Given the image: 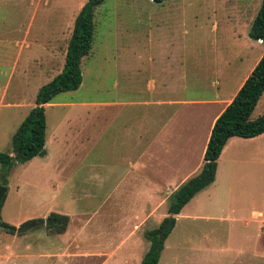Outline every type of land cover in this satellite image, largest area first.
Listing matches in <instances>:
<instances>
[{
  "label": "rangeland",
  "instance_id": "rangeland-1",
  "mask_svg": "<svg viewBox=\"0 0 264 264\" xmlns=\"http://www.w3.org/2000/svg\"><path fill=\"white\" fill-rule=\"evenodd\" d=\"M86 1L0 0V153L12 155L10 138L34 107L38 88L61 71L73 21ZM260 1L105 0L93 9L80 86L43 105L45 156L16 164L5 184L0 180L6 188L0 223L15 230L35 223L19 234L0 227V264H54L56 258L41 255L56 251L59 264H142L150 245L145 235L161 220L147 218L131 230L141 216L133 217L139 186L123 158L143 144V136L137 144L136 124L147 129L150 107L102 104L136 101L133 87L146 98V80L170 64L183 80L174 78L181 88L174 99L207 100L231 90L263 46L247 37ZM135 64L140 74L133 76ZM227 64L236 76L223 75ZM123 70L131 74L125 82ZM262 114L264 93L250 118ZM54 133L58 142L51 140ZM235 148L215 183L184 206L186 217L170 229L157 264H264V134ZM140 175L145 191L152 174L146 166ZM166 209L159 214L170 216ZM52 215L69 217L70 233L83 226L84 233L108 237L60 236L51 228ZM46 220L53 223L46 226Z\"/></svg>",
  "mask_w": 264,
  "mask_h": 264
},
{
  "label": "crops",
  "instance_id": "crops-1",
  "mask_svg": "<svg viewBox=\"0 0 264 264\" xmlns=\"http://www.w3.org/2000/svg\"><path fill=\"white\" fill-rule=\"evenodd\" d=\"M242 6H245V3H243ZM253 18L251 19V21L253 20ZM253 42L259 46H262V44L258 41ZM263 53L264 46L259 49V52L255 55L252 63L245 69V71L234 80L231 90L225 93H217L213 95L212 98L207 100L198 101L182 100L178 98L174 99V91H179L181 89L178 86L174 87V78L177 81L183 80L177 78L178 76H180V74H178L177 71H174L173 65L170 64L165 65L159 76H151L146 80L145 90L146 93H148L147 97L144 98L146 99V102L142 101L143 97H141L139 89H135V87H133L132 89L135 90V94L138 95L135 98L136 101L128 103H126L125 101H116L112 103L106 102L105 104H102L103 109L109 108L110 106H128L133 108L140 106L150 107L147 129H144L142 131L138 128L139 122L136 124L135 135L137 136V144H139L138 142L142 136L145 139L143 144L138 145L137 148H132L138 149V151L131 157V159L123 158V161L130 162L132 168L131 170H128L127 173L130 174V172H133L135 174H133V180L138 184L134 185L139 186V188L137 187V192H135L137 201L135 203L136 208L133 217H135L137 213H139L141 216L138 217L136 223L132 224L131 230H133L135 226L139 227L142 221L147 218L152 220V224H156L158 220H161L162 222L166 215L163 213L159 214V212H161L162 209L165 210L168 202V197L183 183L199 173L203 164V153L205 151L210 130L215 119L230 103L234 94L250 74L251 70ZM226 66H228L229 68V64H227ZM139 68L140 67L135 64L131 74L133 76L140 74ZM230 69L231 68L223 71V75L230 77L233 74V76H236L235 71H232ZM131 74L123 70V81H128L129 75ZM157 78L160 79V81H158ZM126 87L127 86L123 87L124 91H126ZM260 99L258 100L259 102ZM126 131L127 133L129 132V130H125V128H123L122 132L125 133ZM51 140L58 142L56 133L51 136ZM240 140L246 139L232 137L225 142L220 155L216 160V169L213 182L196 193L188 201V203L215 183L216 179H218L220 165L222 164V162L227 163L226 161H224L225 156H229L236 150V144L240 142ZM229 150H232V152L227 153ZM146 166L148 167L150 174H152V178L149 179V182H145L148 189H145V191H141V188L143 186L142 182L144 181L141 180L140 171H142V167ZM188 203H186L184 206H186ZM143 204H146V208H143ZM184 206L177 215H170V217L174 220L173 225H175L178 220L186 217V213L183 212ZM67 218L68 224L70 222V218ZM67 224L64 230L61 232L60 236H64L67 233H70L67 229ZM84 228L85 227L83 226H80L78 229L75 228L76 230L70 233V238L82 236H85L87 238L108 237L106 232L99 233L97 232V230L84 233ZM130 233L131 232L121 235L117 234L119 238L117 239V241L119 242L121 240L127 239ZM41 256L45 259L56 258V260L54 259V264H59V251L52 253L44 252Z\"/></svg>",
  "mask_w": 264,
  "mask_h": 264
},
{
  "label": "trees",
  "instance_id": "trees-1",
  "mask_svg": "<svg viewBox=\"0 0 264 264\" xmlns=\"http://www.w3.org/2000/svg\"><path fill=\"white\" fill-rule=\"evenodd\" d=\"M104 1L87 0L77 13L66 44L61 71L49 82L38 88L34 98V107L28 111L10 138L12 155L0 153V180L2 184H5L8 172L16 164L22 165L33 158L45 156L46 126L43 105L52 102L58 94L75 91L80 86V61L88 55L93 37V9ZM151 1L154 4H161L163 0ZM247 37L252 41H261L264 46V0L260 1L257 12L247 30ZM263 92L264 53L236 91L230 103L215 119L203 153V164L199 173L183 183L168 197L166 209L168 215H177L196 193L213 182L216 160L229 138L250 139L264 133V114L255 119H250V115ZM49 219L55 223L51 228H59V233L64 230L67 217L52 215ZM166 221L167 218H164L157 229L145 235L150 245L142 257V264H157L163 241L174 223L172 219L170 228L163 234L161 242L158 243L157 235ZM0 224L1 228L8 234H12L15 230L11 225Z\"/></svg>",
  "mask_w": 264,
  "mask_h": 264
},
{
  "label": "water",
  "instance_id": "water-1",
  "mask_svg": "<svg viewBox=\"0 0 264 264\" xmlns=\"http://www.w3.org/2000/svg\"><path fill=\"white\" fill-rule=\"evenodd\" d=\"M6 193V188L3 187L2 185H0V203L4 197ZM171 220L172 218L170 216L167 217V221L165 223V225L163 226L162 230L158 233L157 235V241L158 243L161 242V239H162V236L163 234L170 228L171 226ZM53 222H49L48 220L45 221V225H50L52 224ZM35 225V223L33 222H28V223H24L22 226H20L19 228H17L15 230V233L16 234H19V233H22V232H25L26 230L30 229L31 227H33ZM0 227H1V224H0Z\"/></svg>",
  "mask_w": 264,
  "mask_h": 264
},
{
  "label": "built area",
  "instance_id": "built-area-1",
  "mask_svg": "<svg viewBox=\"0 0 264 264\" xmlns=\"http://www.w3.org/2000/svg\"><path fill=\"white\" fill-rule=\"evenodd\" d=\"M259 43H261V41H258Z\"/></svg>",
  "mask_w": 264,
  "mask_h": 264
}]
</instances>
